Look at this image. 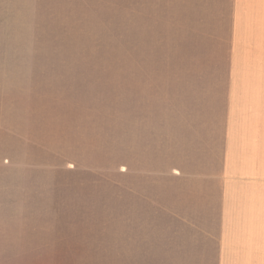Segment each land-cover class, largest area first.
Returning <instances> with one entry per match:
<instances>
[{
  "label": "rangeland",
  "instance_id": "1",
  "mask_svg": "<svg viewBox=\"0 0 264 264\" xmlns=\"http://www.w3.org/2000/svg\"><path fill=\"white\" fill-rule=\"evenodd\" d=\"M220 1L30 0L21 264H215L189 176L226 69Z\"/></svg>",
  "mask_w": 264,
  "mask_h": 264
},
{
  "label": "crops",
  "instance_id": "2",
  "mask_svg": "<svg viewBox=\"0 0 264 264\" xmlns=\"http://www.w3.org/2000/svg\"><path fill=\"white\" fill-rule=\"evenodd\" d=\"M220 6L226 69L192 120L199 129L189 179L198 182L190 190L217 224L215 264H264V0ZM28 13L30 0H0V264H21L27 186L37 171L30 97L21 82Z\"/></svg>",
  "mask_w": 264,
  "mask_h": 264
}]
</instances>
